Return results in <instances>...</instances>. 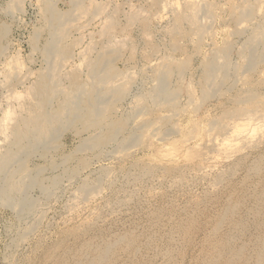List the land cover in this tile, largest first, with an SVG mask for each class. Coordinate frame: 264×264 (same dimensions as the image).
I'll return each mask as SVG.
<instances>
[{
	"label": "rangeland",
	"instance_id": "obj_1",
	"mask_svg": "<svg viewBox=\"0 0 264 264\" xmlns=\"http://www.w3.org/2000/svg\"><path fill=\"white\" fill-rule=\"evenodd\" d=\"M53 1L54 5L56 4V10L67 14L72 13L70 14L71 16L69 15L71 17L69 20L70 29L68 27L69 34L66 43L70 46L76 43V46L73 45L75 46L73 50L74 57L72 56L69 58L67 63H63L62 75H65V71L76 69L83 78H86L87 75L85 73L88 72L86 71L88 68L85 64L88 58L97 57V54L99 55L100 52L103 53V50L107 53L116 52V56L119 55L118 53H121L119 58L116 57L118 60L116 59L115 65L123 72V75L119 76L117 79L121 84L127 83L126 86H128L130 92L126 99L120 103L121 105H119L118 109L119 112L127 110L133 112L132 110L136 105V103H134V97L140 93H147L151 91V88H154L153 86H156L155 70L159 67L161 68L162 66L159 65H164L166 61L168 62L169 60V62H174V73L172 72L170 77V86L177 92L176 106H178L179 110L176 112L177 114H174L171 107L165 105L160 106V104H158V107L156 106L154 111L147 108L143 114H139V117L136 116L137 119L134 117L130 122L132 127L140 124V120L149 121V119H151L156 121L159 117L173 113L170 125L166 127L173 128L170 132H167V134L161 132L162 129L165 131L166 128L164 129L163 124L161 129V123L156 121L158 124L155 122L154 125L150 127L146 126L142 129V137H140L139 143H133L136 147L130 145L126 148L127 150L123 149L119 151L118 148H115L118 147L117 144H112L108 146V149L111 151L106 148L100 158L94 157L95 153L91 151L74 154V157L77 156V158L88 156L89 159L93 158L91 160V166L84 168L85 171L84 169L81 170L79 172L80 174L75 178L64 175V178L62 177V181L58 186L59 188L53 189L52 194L49 196L50 199L48 196L45 198L44 193L41 192L39 187H34L30 192L34 200L38 198L35 201L34 214L32 213L21 217V220L14 207L0 204V264H43V255L50 247L59 242L61 238H65V234L73 228H79V226L82 228L85 224L90 222H96L98 229L105 230L106 235H114L124 231L147 232L150 225L149 214H151L155 208H166L170 204L177 208H181L194 201V199L200 198L207 191L216 194L220 189L219 193L224 192V196H226L225 192L227 191L226 187L228 182H236L241 178L243 172H236L234 176L230 177V179L227 178V180L224 181L225 183L223 182L220 185H216L214 182L217 173L220 174L224 172L231 162L236 161L241 156L250 154L251 157L249 155V159H252L258 152L257 149L264 147L263 117L259 119L263 124H252L250 126L249 124L251 122L248 123V125L244 123V121L247 120H226V122H229L227 125L230 126L231 124L233 126V123H244L241 125V131L238 129L240 126L238 128L236 127V130L238 129L237 131L234 130V132H232L231 128L226 134L219 133L217 127H212V130L209 129L211 128L209 122L216 120L225 111L235 107L232 101L233 97L236 96L240 90H246L242 82L239 81L236 89H233L232 92L226 95L215 94L209 97L203 95L202 86L200 84L202 80L201 77H203L202 74H204V60L209 58L212 59V56L215 55V51L231 40L236 44L234 47L235 49L230 53L232 63H236V66L234 65L235 67H240L245 62L244 59L240 57V48L251 31L253 32L255 25L259 23V19L261 20V17H263L264 1L260 5L263 9H257L254 14L255 17L253 16L250 20L251 22H247L246 20L240 22L237 17L239 16L238 12H240V8L244 5V0H203V2L210 5L212 11L210 14H213V17L210 18L213 20H211L207 14L200 13L201 20L203 22L206 21L208 25V33H206L204 39H201L202 42L199 40L198 36L193 33L190 35L189 30L192 26L189 25L190 23L188 21L182 22V26L180 24V28L181 30L183 29L182 31L185 35H174L175 31L173 30L176 28H174V26L178 24L176 21L177 15L185 10L187 4H190L191 1H197L200 4L202 2L201 0H82L84 4L82 2L83 5L79 9L71 0ZM235 2L237 4H235ZM43 8L44 0H0V26L3 27L4 25L8 30L3 36L4 38L0 40L3 51L0 55V151L4 149L6 143L9 141L8 139L10 136L8 135L10 134V128L17 116H19L20 113L25 114V112H27V106L30 105L32 100L30 96L32 94V87H34L42 68L47 65V60L44 58L41 49L50 38V31L48 29V24H46L47 20L45 15L47 14ZM93 11L95 14L92 13ZM73 25L74 27H72ZM238 25L241 27L239 28ZM243 28H246L244 29L245 31H241ZM240 33L243 34L240 35ZM37 34H39V36L35 37ZM76 41L79 42L77 43ZM36 44L38 46H36ZM107 46L111 47L113 50L109 47L106 48ZM35 47L39 48L35 49ZM154 47L156 48L154 49ZM198 47H200V51ZM212 49L213 51L210 52ZM86 53L87 55L84 56ZM166 55L168 57L171 56L170 58H172V60L174 57L175 58L172 61L169 58H165ZM218 59L223 62L222 57ZM181 63H186L187 65L185 69L186 72L184 71L183 74H180L178 68ZM79 69H81V72ZM262 69H264V64L260 66V69L255 72L253 76L247 73L244 75L248 78L252 79L253 77L255 80L261 81L264 79V73L261 74V72H259L262 71ZM178 72L183 77L179 76ZM240 73L241 72H238V74ZM64 75L63 77H65ZM180 77L183 78L184 81H182ZM143 78L144 80H142ZM171 81L174 84H172ZM64 82L66 83L67 81ZM181 87L184 88L182 89ZM191 98L193 99L191 100ZM263 98V95L258 97V99L261 100L260 105H264ZM147 103L149 104V102ZM22 104L25 105L23 106ZM259 114H262V111H260V113L258 112V115ZM141 116L145 119H140ZM149 130H152L154 134ZM147 132L149 133L148 135ZM239 133L240 135L238 136L237 134ZM155 134H158L159 137ZM84 136H86V134H84ZM78 137L79 136H76L73 132L66 133L62 137V142H65L66 146L62 148V150L58 149L52 151L49 154V159H51V155H53L56 162H60V158L63 156L62 154H68L74 151L75 147L80 143V137ZM224 137L226 138L224 139ZM241 137H250L252 140L249 138L250 143L248 142V144H245L244 139H240ZM223 139L224 141H222ZM199 147L201 148L199 149ZM113 148L115 152H112L114 151ZM238 151L239 153H237ZM38 164L39 166H44L43 164H45L44 167H47V171L45 170L43 173L45 179L55 173L61 174L64 168L60 166L52 170L48 159L41 157L39 152L31 157L29 162L31 167H36ZM70 164L73 163L70 162ZM201 165L205 166L203 167ZM144 168H150V171L145 172L143 177H137L139 180L134 179V176L136 177L138 175L137 173H141ZM198 168H200V170ZM100 172H104L101 174L103 176L100 175ZM84 178L88 180L91 179L92 181L94 180L95 182L96 180L100 181L99 186H97L88 197L81 195V192L78 190L79 184ZM117 202L119 203L118 205ZM215 205L217 204L209 206L208 210H212L211 212L213 213L218 208V206H216V208ZM41 215L44 216L42 217ZM32 222L34 227L32 226ZM31 228L34 230L30 231ZM20 235L21 238L19 237ZM22 236L24 237L23 239ZM68 240L70 241L69 244L72 245V238H68ZM47 264H54V262L49 260Z\"/></svg>",
	"mask_w": 264,
	"mask_h": 264
},
{
	"label": "bare ground",
	"instance_id": "obj_2",
	"mask_svg": "<svg viewBox=\"0 0 264 264\" xmlns=\"http://www.w3.org/2000/svg\"><path fill=\"white\" fill-rule=\"evenodd\" d=\"M71 1L75 4V6L78 9L81 8L82 5L84 4L82 0H71ZM201 1L202 2L200 4L197 1H191V3L188 2L190 4H187L185 10L182 11L181 14L177 15L176 21L178 22V24L174 26V28L176 27L175 29H173L175 31L174 35L177 34L185 35L184 32L182 31L183 29L181 30L180 28V24L184 21H188L190 23L189 25L192 26V28L189 30L190 35L193 33L194 35L198 36L200 41L202 38L204 39V36L206 35V33H208V25L206 21L203 22L201 20L202 18L200 13L207 14L209 18L213 17L212 16L213 14L212 15L210 14L212 13L210 9V5L207 4L206 2H203V0ZM263 1L264 0H244L243 1L244 5L241 8L238 5V7L240 8V12H238L239 16L237 17V19H239L240 22H243V20H246L247 22L248 21L251 22L250 21L251 18L254 16L257 9L261 8L260 5ZM235 4L237 3L235 2ZM43 9L47 14L45 15L47 20L46 24H48V29L50 31V34L48 33L50 35V38L45 42L43 48L41 49L44 58L47 60L46 62L47 65H45V67L42 68L37 81L36 82L34 81L35 82L34 87H32V90L30 89L32 94L30 93L31 95L30 94L29 95L31 96L32 100L30 105L27 106V112H25V114L20 113L19 116H17V118L15 119L14 123L11 125L10 128V134L8 135L10 136L8 139L9 141L6 143L4 149L0 151V204L14 207L18 217H20L19 219H21V217H24L26 215L32 214L34 211L35 201L38 199V198L36 199L35 197L36 200H34L31 197L30 192L31 190H33L34 187H39L41 192L44 193L45 198L46 196H48L49 198V196L53 192V189L59 188L58 186L62 181V177L64 178V175H67L71 178L72 177L75 178L78 174H80L79 172L81 170L91 166V160L93 158L89 159L88 158L89 156L88 157L80 156L81 158H77V156L74 157V154L76 153L81 154V152L84 151H91L95 153L94 157L100 158V156H102L105 149L106 148L108 149L109 145L117 144L118 147L115 148L116 149L118 148L119 151L126 149L130 145L134 146L133 143L135 144L139 143L140 137H142L141 132L144 127L146 126L150 127L154 125L155 122L157 121L161 123L160 128L163 127L162 125L164 124V129H165L166 127H168V125H170L171 119L173 118V113L177 114L176 112L179 110L178 106H176L177 92L175 89H172L170 86L171 85L170 77L174 70V66H173L174 62L171 61L169 62V60L168 62L166 61L164 65H159L162 66L161 68L159 67L157 70H155L156 71L155 80L157 81L155 83L156 86H153L154 88H151V91H149L148 89L149 92L147 93H143V94L140 93L138 95H136L137 93L135 94L136 96L134 97L135 98L134 103H136V105L135 107L133 106L134 108L132 107L133 112H129L128 110L119 112L118 109L119 105H121L120 103H122L126 99V97L129 95L130 92L128 90V86H126L127 83L121 84L118 82L117 79L119 76L123 75V72L119 70L115 65V61L117 58H119V55L121 53H118L119 55L116 56L117 54L116 52L107 53L104 52L103 50V53L100 52L99 55L97 54V57L88 58L87 59L88 61L85 64L88 68L86 71L88 72L86 73L84 72L87 75L86 78L85 77L83 78L82 75L76 69L65 71L66 72L65 75L63 74L65 77H63L62 75L63 63L64 62L67 63V60H69V58L73 56V50L74 47L76 46V43L73 44L75 46L73 45L70 46L69 44L66 43L67 41L66 39H68V34H69L68 27L70 22L69 20L71 18L70 14L72 13L67 14L64 12H60L59 10H56L57 9L56 4L54 5L53 0H44ZM92 13H94V11ZM72 27H74V25ZM244 29L246 28L240 30L245 31ZM7 32L8 30L6 27H4V25L3 27L0 26V40L1 38H4L3 36ZM242 34L240 33V35ZM37 36H39V34H37L35 37ZM235 45L236 44L234 41L232 40L229 41L223 47L215 51V55L212 56L213 57L212 59L209 58L204 60L203 62L204 74H202L203 77H201L202 80L200 84L202 86V91L204 96L209 97L215 94L226 95L227 93L232 92L233 89H236L237 83L239 81L242 82V84L246 88V90L244 91L240 90L236 94V96L233 97L232 101L235 104V107L233 109L225 111L219 118L209 122L211 125V128L209 129L212 130L214 127H217L219 133L221 134L228 133V131L231 128H232L231 129L232 132H234V130H236V127L238 128L239 126L240 127L238 129L240 130V128H242L241 125L244 123L248 125V123L251 122L249 124L250 126L252 124L253 125L254 124L258 125L259 123L263 124L264 122V120L263 122L259 121L260 118L262 117L264 118V105H260L261 100L258 99L259 96L261 95L264 96V79L259 81V80H255L253 77L251 79L246 77V75H244L245 73H247L250 76H253V74L260 69V66L264 64V15L263 17H261V20L259 19V23L255 25L253 32L251 31V33L245 39L242 47L240 45H237L238 47L239 46L241 47L240 57H242V59H244L245 61L240 67H235L236 63L235 64L232 63L230 59V53H232L231 51L235 49L234 48ZM36 46L38 45L36 44ZM108 47L109 46H107L106 48ZM37 48L35 47V49ZM109 48L113 50L111 47ZM155 48L156 47H154V49ZM199 48L200 47H198V49ZM200 50L201 49H199V51ZM114 51H118V50H114ZM212 51L213 49L210 52ZM2 52L3 51L0 44V55L2 54ZM86 55L87 53L84 56ZM170 57L166 55L165 58H169L172 60V58ZM220 57H222L223 62L219 61L218 58ZM186 66H187L186 63L179 64L178 68L180 74L184 73ZM79 70L81 72V69ZM238 72L241 73L238 74ZM259 72H261V74L264 73V69H262V71ZM180 74L179 76L183 77ZM181 77L180 79L184 81L183 78ZM63 80L67 82L65 83ZM142 80H144V78ZM192 99L193 98H191V100ZM147 102H149V104ZM158 104H160V106L165 105L171 107L173 113L168 115L165 114L166 116L159 117L156 121L151 119H149V121L140 120L141 121L140 123L137 120L140 124H138L135 127L131 126L130 122L134 117L136 116L139 117V114L141 113L143 114V112L147 108H149L151 111H154ZM22 105L24 106L25 104ZM260 111H262V114L258 115V112L260 113ZM142 118L145 119L143 116H141L140 119ZM228 119L231 120L241 119V121L242 120H247V121H244V123L242 122L233 123V126L232 124L230 126L227 125L229 122H226V120ZM157 122L156 124H158ZM172 129L173 128L169 127L166 128L165 131H163L162 129L161 132L167 134V132H170ZM68 132H73L76 136H79L80 138L79 137L78 138L80 139V143H78L74 151L68 154H62L63 156L60 158V162H56V159L54 158L53 155H51L52 158L49 159L50 156L49 154L52 151L58 149L62 150V148L66 146V143L62 142V137ZM152 133L154 134L153 131ZM84 134H86V136H84ZM148 134L149 133L147 132V135ZM155 135L157 136L158 134ZM237 135L239 136L240 133ZM225 138L226 137H224V139ZM249 138L241 137L240 139H244L245 142L243 140L242 141L245 144L246 143L248 144ZM224 139L222 141H224ZM200 148L201 147H199V149ZM263 148L257 149L258 152L255 150L257 153L252 157V159H249L251 155L248 153L250 157L249 155L241 156L236 161L231 162V164L228 165V167L224 171L225 173L221 172L222 170L220 171L221 172L220 174L217 173L214 182L216 183V185L217 184L220 185L224 181H226L227 178L230 179V177L234 176L236 172L238 171L243 172L241 178L238 180L236 179L237 181L235 180L236 182L234 181L228 182L226 187L227 191L225 192L226 196H224V192L219 193L220 189L216 194H213L211 192L209 193V191H207L200 198H197L196 200L194 199V201L188 203L187 205L181 208H177L172 204L168 205L166 208L165 207L155 208V210L152 211L151 214H149L150 225L147 232L124 231L122 233H116L114 235H106L105 230L98 229L96 222L87 223L82 228H80V226L79 228H73L72 230H70L68 233L65 234L64 236L65 238H61L59 242H57L55 245L50 247L49 250L45 252V254L43 255L42 263L47 264L49 260H51L54 262V264H264V149ZM37 152H39L41 157L48 159V161L50 162L49 164L50 168H52V170H55V168L57 169L60 166H63L64 168L63 167H62L63 169L61 168L62 169L61 174L55 173L51 175L49 178L45 179L43 177V173L47 169V167H44L45 164H43L44 166H39L38 164V166L36 167H31L29 165L30 159ZM112 152H115V149ZM237 153H239V151ZM70 162H72L73 164H70ZM198 169L200 170V168ZM148 171H150V168H144L141 173H137L138 175L136 174L137 175L136 177L134 176V179H138L137 177L139 176L143 177V174ZM103 173L104 172H100V175ZM99 184H100L99 180H96L95 182L94 180L92 181L91 179L88 180L84 178L79 184L78 190L79 192H81V195L88 197L90 193L94 191V189H96L97 186H99ZM118 202L117 205L119 204ZM214 204H217L215 205V207L218 206V208L217 207H216L217 209L214 208L216 210L212 213L211 212L212 210L211 211L208 210V207ZM32 226H33V222H32ZM32 230L34 229L31 228L30 231ZM21 235L19 236L20 238ZM23 238L24 237L22 236V239ZM68 238H72L73 241L72 245L69 244L70 241L68 240Z\"/></svg>",
	"mask_w": 264,
	"mask_h": 264
}]
</instances>
